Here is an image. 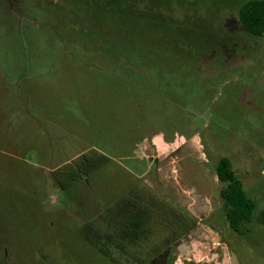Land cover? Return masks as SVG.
Segmentation results:
<instances>
[{"label": "rangeland", "instance_id": "rangeland-1", "mask_svg": "<svg viewBox=\"0 0 264 264\" xmlns=\"http://www.w3.org/2000/svg\"><path fill=\"white\" fill-rule=\"evenodd\" d=\"M244 1L0 0V264H127L98 241L108 209L136 190L183 213L180 183L217 205L220 157L255 204L221 241L264 264V34ZM95 151L109 160L68 172Z\"/></svg>", "mask_w": 264, "mask_h": 264}, {"label": "trees", "instance_id": "trees-1", "mask_svg": "<svg viewBox=\"0 0 264 264\" xmlns=\"http://www.w3.org/2000/svg\"><path fill=\"white\" fill-rule=\"evenodd\" d=\"M238 19L244 31L253 36H262L264 0L242 2L238 9ZM107 160L109 158L106 155L95 151L91 159L83 158L68 172L85 174ZM215 173L218 180L223 183L219 194L228 225L236 233H242L243 225L251 219L255 204L245 194L228 158L220 157L217 160ZM65 184L68 185L69 182ZM143 196L144 200L141 199ZM125 197L116 210L112 208L113 206L108 209L110 212L106 218L108 222L102 221V230L97 229L96 234L99 237L98 241L108 243L113 247L111 249L124 256L127 264H144L145 257L150 252L166 250L191 228L188 217L178 210H173L168 204L163 202L160 204L155 198L141 195L136 190L129 191ZM154 227L165 231V234H162L158 244L146 247Z\"/></svg>", "mask_w": 264, "mask_h": 264}, {"label": "flooded vegetation", "instance_id": "flooded-vegetation-1", "mask_svg": "<svg viewBox=\"0 0 264 264\" xmlns=\"http://www.w3.org/2000/svg\"><path fill=\"white\" fill-rule=\"evenodd\" d=\"M180 187L190 191V194L184 197L183 193H178V198L181 199L178 200V204H185L183 214L188 217L191 228L174 245H170L161 254H157L155 259L160 257L165 264H175L174 260L170 259L166 263L165 259L171 248L174 247L178 254H184L188 261L197 263L201 259V254H204L209 263L221 264L226 258L227 262L225 264H230L229 257L232 251H228L227 244L221 241L222 231L224 230L222 217L227 222L222 208V201L216 205L215 200L210 198L209 194H200L192 184L183 185V183H180ZM192 239L193 241H191ZM197 241H202L216 250L208 251L210 247L201 246ZM192 243H195V246ZM199 248H202V253ZM187 263L193 264L191 262Z\"/></svg>", "mask_w": 264, "mask_h": 264}, {"label": "water", "instance_id": "water-1", "mask_svg": "<svg viewBox=\"0 0 264 264\" xmlns=\"http://www.w3.org/2000/svg\"><path fill=\"white\" fill-rule=\"evenodd\" d=\"M146 145H148V143H146ZM191 233H193V232H191ZM192 244H193V246H195V243H192ZM229 258H230V264H237V260L235 258V255L233 254V252L230 254ZM226 262H227V259L224 258V261L221 264H225Z\"/></svg>", "mask_w": 264, "mask_h": 264}]
</instances>
